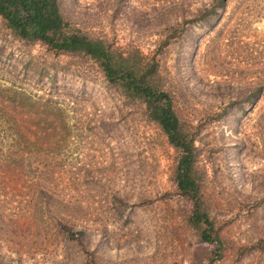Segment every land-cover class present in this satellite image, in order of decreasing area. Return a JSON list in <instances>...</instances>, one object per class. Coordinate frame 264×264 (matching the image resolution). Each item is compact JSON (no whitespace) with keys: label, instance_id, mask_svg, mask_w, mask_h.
<instances>
[{"label":"rangeland","instance_id":"1","mask_svg":"<svg viewBox=\"0 0 264 264\" xmlns=\"http://www.w3.org/2000/svg\"><path fill=\"white\" fill-rule=\"evenodd\" d=\"M60 5L117 53L159 64L222 245L191 225L180 155L147 103L0 17V264H264V0Z\"/></svg>","mask_w":264,"mask_h":264},{"label":"trees","instance_id":"2","mask_svg":"<svg viewBox=\"0 0 264 264\" xmlns=\"http://www.w3.org/2000/svg\"><path fill=\"white\" fill-rule=\"evenodd\" d=\"M0 17L19 39L41 42L59 52L90 56L111 83L123 85L131 95L147 103L150 118L159 124L180 155L175 181L179 190L193 200L191 225L203 228L202 238L220 247L222 240L218 233L212 235L215 222L203 207L201 185L194 174L196 140L182 127L170 94L154 84L159 64L154 60L147 66L134 63L129 55L117 53L103 39L91 37L66 18L60 0H0ZM211 262H215L214 257Z\"/></svg>","mask_w":264,"mask_h":264}]
</instances>
